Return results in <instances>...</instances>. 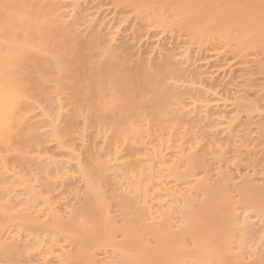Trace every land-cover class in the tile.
<instances>
[{"label":"bare ground","instance_id":"bare-ground-1","mask_svg":"<svg viewBox=\"0 0 264 264\" xmlns=\"http://www.w3.org/2000/svg\"><path fill=\"white\" fill-rule=\"evenodd\" d=\"M0 264H264V0H0Z\"/></svg>","mask_w":264,"mask_h":264}]
</instances>
